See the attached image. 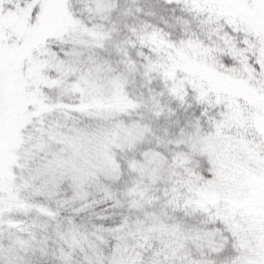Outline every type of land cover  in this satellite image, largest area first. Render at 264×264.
Wrapping results in <instances>:
<instances>
[{
  "label": "snow or ice",
  "instance_id": "obj_1",
  "mask_svg": "<svg viewBox=\"0 0 264 264\" xmlns=\"http://www.w3.org/2000/svg\"><path fill=\"white\" fill-rule=\"evenodd\" d=\"M0 264H264V0H0Z\"/></svg>",
  "mask_w": 264,
  "mask_h": 264
}]
</instances>
